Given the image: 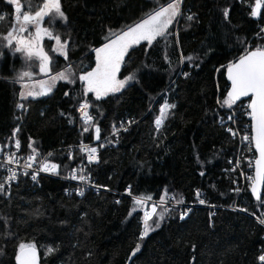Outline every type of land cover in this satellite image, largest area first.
I'll list each match as a JSON object with an SVG mask.
<instances>
[{
    "label": "trees",
    "instance_id": "16d2710c",
    "mask_svg": "<svg viewBox=\"0 0 264 264\" xmlns=\"http://www.w3.org/2000/svg\"><path fill=\"white\" fill-rule=\"evenodd\" d=\"M20 2L34 13L44 0ZM169 2L60 0L64 18H45L44 23L67 42V57L53 51L54 40L46 38L43 45L51 72L70 66L75 80L58 82L47 96L23 98L20 74L37 75L39 61L3 40L15 5L0 0V15L8 17L0 21V147L12 142L17 129L24 152L51 153L49 159L65 173L82 160L77 145L91 141L96 127L107 136L126 126L116 145L110 142L101 150L100 163L86 168L100 190L70 196L67 181L43 175L38 183L21 178L8 194H0V264H17L20 243L35 244L46 264H264L259 260L264 224L258 220L263 219L264 194L257 200L247 188L238 198L233 190V174L224 169L239 146L227 131L233 111L222 103L229 87L227 66L248 46L264 48V38L258 37L263 35L264 1L256 18L250 14L255 0H182L180 17L165 36L151 45L141 42L126 54L119 77L134 74L133 83L97 99L78 78L111 32ZM82 101L94 113L89 126L78 116ZM243 102L233 105L240 125L249 121L245 107L239 108ZM165 103L175 107L167 109L157 127ZM126 186L133 195L155 199L174 195L191 201L199 191L198 197L214 207L196 206L183 219L177 211L159 209L149 221L155 230L141 239L143 203L116 193ZM235 204L239 210L229 207ZM137 244L140 249L132 256ZM50 247L54 251L46 254Z\"/></svg>",
    "mask_w": 264,
    "mask_h": 264
},
{
    "label": "snow or ice",
    "instance_id": "6c2138e0",
    "mask_svg": "<svg viewBox=\"0 0 264 264\" xmlns=\"http://www.w3.org/2000/svg\"><path fill=\"white\" fill-rule=\"evenodd\" d=\"M8 3L14 4L15 15L12 17L11 29L3 36V40L7 42V46L13 47L15 52H22L27 59L38 60L39 70L42 73H48L50 71V58L48 53L44 51L42 46V40L44 36L49 39L55 40L57 47L53 49L55 52H59L67 57L66 46L67 42H61V38L58 35H53L48 29L42 28L40 25L45 18L49 21L60 18H64V13L61 10L60 0H44L39 10L34 11V15L28 10L30 5L27 3L21 4L20 0H7ZM182 0H170L163 7H159L153 10L151 13L146 14V18L140 20L132 26H128L126 30L119 33L111 32V36L114 38L108 39L100 48L94 49L96 54V66L91 71L85 72L79 77L81 81L86 82V92H94L96 98L107 96L109 93L119 92L126 84L135 80V75L131 74L124 79H117V73L120 71L121 64L124 62L126 54L129 53V49L134 45H139L142 41H146L149 45L158 37L165 36L169 26L173 24L175 18L180 14V5ZM262 0H255V5L252 7L251 16L257 17L261 15ZM225 17L228 16V9L224 10ZM8 19L5 15H0V21ZM189 20L193 17L189 16ZM29 25L35 26V33L30 34L29 37L18 35L29 32ZM264 32V29H261ZM186 59L191 60L192 57ZM228 79L231 81V90L227 93V97L223 100V105L231 108L237 101H240L242 97H249L250 103L248 108L250 111L247 113L252 120V135H244L242 139L244 141L254 142L255 148L259 152V157L256 159V176L248 177L252 180V192L256 195V199L260 200L261 196L257 191L256 184L258 182H264V48L257 47L255 50L246 51V53L239 58L238 61L230 63L227 66ZM31 72H22L20 78L30 77ZM51 81L54 83L57 79L67 80L68 76L65 72L58 73L52 76ZM71 82V81H70ZM41 86H44L43 81L39 82ZM52 90L51 85H48L46 91ZM46 94L45 92H28V96H39ZM67 94V93H66ZM25 96V93H21ZM23 108V105H18ZM175 105H168L165 103L161 107V116L155 121L157 127L163 122V116L168 108H173ZM88 104L81 105L83 110L82 115L86 122H90L92 117L87 113ZM229 120L233 117L229 116ZM88 129L85 128V131ZM18 131V130H17ZM97 133V139H99L100 129H95ZM227 131L232 135H237L232 128H228ZM15 135V133H13ZM15 147L20 148V142H15ZM29 147H32L30 144ZM89 152V162L96 159L94 155L97 151L96 148L86 149ZM33 155L29 160H35L36 150L33 148ZM51 155V153H49ZM15 159V154L8 157L7 163L11 164ZM0 167H6V165H0ZM26 167H31V164H27ZM57 165L43 163L41 171L44 172H56ZM10 175L7 177L5 183L15 180L17 173L9 170ZM83 171V169H81ZM72 179H79L84 181L86 176H77L75 170L72 173ZM32 180H37V174L32 175ZM4 190V183H0V191ZM235 191L239 192L237 188ZM131 194V193H129ZM200 192L197 191L196 195L200 196ZM83 195V192L80 193ZM135 203L140 205L145 199L151 200L149 196L136 197ZM161 202L165 201V196L160 197ZM177 204L183 203V199L176 201ZM264 202V201H262ZM200 204H204L203 199L199 200ZM156 205L152 206L150 212L146 211L143 218V230L140 233V238L143 239L151 231H154L152 224L149 223L152 217L156 214ZM131 215V213H130ZM187 215V213H184ZM160 218H163V213L160 214ZM183 219V216H181ZM259 222L264 224V219H260ZM155 228L160 226L158 221H153ZM140 249V245L137 244L136 248L132 252V256H135L136 252ZM54 251L53 248H49L46 254H51ZM17 264H37V248L32 243H20L18 245V252L15 257ZM131 259V257H130ZM261 262H264V255L259 257Z\"/></svg>",
    "mask_w": 264,
    "mask_h": 264
},
{
    "label": "built area",
    "instance_id": "2783aa9c",
    "mask_svg": "<svg viewBox=\"0 0 264 264\" xmlns=\"http://www.w3.org/2000/svg\"><path fill=\"white\" fill-rule=\"evenodd\" d=\"M258 37L264 38V32H263V35H259ZM249 47L250 46H248V51H249ZM185 74L190 75L189 72ZM243 101H244L243 105L241 104L239 108L243 109L242 106H244L246 109V115H247V113L250 111V109L248 108L249 100H243ZM84 103L86 102L83 101L77 106L78 116L81 122L89 126L94 121V113L91 109L90 104L87 103L88 108L86 111L88 115L92 117V120L90 122H86L84 116L82 115L83 110L81 109V105ZM19 105H23V104L20 103ZM235 107L236 106H232L231 108H229V110L232 109L233 111V117H234L233 119H235V121L233 122L232 120L231 122L230 120L229 123H232L233 126H228V128H232L233 131L237 133V135L231 134V138L238 141L239 148H238V152H237L235 159L230 161V167L228 169L225 168L224 170L229 171L233 174L232 175L233 181H234L233 190L235 191V189L237 188L240 189L239 192L235 191L238 194L237 196L239 198L241 195H243V193L246 191L247 188L251 189L252 180L248 179V177L254 178L257 152L255 150L254 142L244 141L242 139V137L246 134L249 136L252 135L251 117L247 115V117L249 118V121L244 122L240 125L238 122V118L236 116V111L238 110V108H235ZM17 109L19 111L23 110V108L21 107H17ZM125 128L126 126L122 125L120 129H117L115 132L107 136H101V134L99 133V139L96 138L97 133L94 129L93 139L91 141H82L77 145V147L81 150L83 154L82 160L78 163V165L74 166L73 168H68L65 173L61 172L60 167L57 163L49 159L48 154L40 155L39 153L36 152L35 160H29L28 158L33 155V151L24 152L22 150V144H21L20 139L17 136V129H16L14 131L15 135H13L12 142L5 148L0 147V165H6V167H0V183H4V190L0 191V194L1 193L8 194L11 191V187L13 186V184L18 182V180L21 178L28 177L34 183H38L40 181V178L43 175L54 176V177H58L62 180L67 181L68 186L66 188V191H67V194H69L70 196L74 194L78 197H81L89 190H94V191L100 190L101 187L97 185L93 177L86 172V168L100 163L101 150L104 149L110 142L116 145L117 138H118V132H120V130H123ZM17 140H19L20 142L19 149L15 147V142ZM90 148L97 149L96 153L94 154L96 156V159L91 162H89L88 160L89 152L86 150ZM69 150L70 151L68 154L71 155L72 154L71 148ZM13 154H15V159L11 164H8L7 163L8 157L12 156ZM43 163H48L49 165H52V164L57 165L58 167L56 169V172L41 171ZM27 164H31V167H26ZM81 169H83V171H81ZM9 170L15 171L17 173L16 179L5 183V181L7 180V177L10 175ZM73 170H75L77 176L84 175L87 177V179L84 181H81L79 179H72L71 177H72ZM33 174H37V180L35 181L32 180ZM81 192H83V195H80ZM116 193L120 196L124 195V196L133 197V198L142 197V196L133 195L131 193L130 186H126L124 190L120 192L117 191ZM144 198H147V197H144ZM179 199L181 198H176L174 195H168L167 197H165V201L163 203L161 202L160 199H155V198H152L151 200L145 199L143 202V216L146 211L148 212L151 211L153 205H156L157 211L159 209H163L165 212L177 211L179 213L180 218L181 216L183 217L186 216L184 215V213L188 214L191 211V209L196 206H205V207L208 206L211 208L214 207L213 205L208 204L205 199L198 197V196L196 197V199L191 200V201H188L186 198L183 197L182 198L183 203L177 204L176 201ZM201 199L205 201L204 204L199 203V200ZM118 200L119 198L117 197L116 201ZM229 207L232 209H236V210L240 209V207L237 204L229 206ZM154 216L152 217V219L154 218ZM262 218L264 219V211L262 212ZM258 220H260V218H258Z\"/></svg>",
    "mask_w": 264,
    "mask_h": 264
},
{
    "label": "rangeland",
    "instance_id": "374dc122",
    "mask_svg": "<svg viewBox=\"0 0 264 264\" xmlns=\"http://www.w3.org/2000/svg\"><path fill=\"white\" fill-rule=\"evenodd\" d=\"M263 1H264V0H262V6H263ZM164 6H165V5H164ZM162 7H163V6H162ZM31 14L34 15V13H31ZM180 14H181V5H180ZM180 14H179L175 19H177V18L179 19ZM257 17H259V16H257ZM257 17H256V18H257ZM144 18H146V16H145ZM144 18H143V19H144ZM44 21H45V20H44ZM44 21H42V23H41L40 26H41L42 28H46V29H48V31H50V32L52 33L51 29L45 26ZM133 25H134V24H133ZM131 26H132V25H131ZM28 27H29V29H30L29 32H25V33H22V34H19V33H18V35H23L24 37H29L30 34H34V33H35V26H34V25H29ZM123 30H126V28L123 29ZM123 30H121V31H123ZM121 31H118V32H116V33H119V32H121ZM52 34H53V33H52ZM46 38H48V37H47V36H44V37H43V40H42V46H43V48H44L43 42H44V40H45ZM111 38H114V37L111 36V37H109L108 39H111ZM108 39H107V40H108ZM107 40H106L105 42H103L101 45H99L98 47H96V48H100L104 43L107 42ZM142 42H144V41H142ZM5 43L7 44L6 41H5ZM134 46H136V45H134ZM134 46H133V47H134ZM56 47H57V45H56L55 40H54V48H56ZM96 48H95V49H96ZM44 51L47 52V51L45 50V48H44ZM58 53H59V52H58ZM60 54H61V53H60ZM93 54H94V61H93V64L90 65V69H89L88 71H91V70H92L93 68H95V66H96V54H95V51H94V50H93ZM62 55H63V54H62ZM48 56H49V54H48ZM49 58H50V56H49ZM122 64H123V63H122ZM122 64H121V66H122ZM87 65H89V64H87ZM87 65H86V66H87ZM91 66H92V67H91ZM38 67H39V64H38ZM49 67H50V71H49L48 73H42V72H40V70H39V73H38L37 75H35L33 72L29 71V72L32 73V75H31L30 77H24L23 79L20 78L19 83H20L21 86H22V92L25 93V96H22L23 98H24V97H25V98H40V97L47 96V95H49V94L53 91V89L55 88V86L57 85L58 82H60V81L70 82V81H74V80H75L76 72H75L74 68H72V67L69 66V67H67V68H65V69H63V70H61V71H59V72L52 73V72H51V63H50V65H49ZM84 67H85V66H84ZM120 69H121V67H120ZM61 72H65V74L68 76V79H67V80L57 79V80L53 83V82L51 81L50 78H51L52 76L57 75L58 73H61ZM85 72H87V71H85ZM85 72L80 73V75L78 76V78H79L81 75H83ZM119 72H120V71H119ZM119 72L117 73V79H124V78H120V77H119ZM41 81L45 82L43 87H42L41 84L39 83V82H41ZM82 82H83V87H84V89H85V91H86V87H87L86 82H84V81H82ZM131 83H133V81H131V82H129L128 84H126V86L130 85ZM48 85H51V88H52V90H51L50 92H47V91H46ZM126 86H125V87H126ZM125 87H124V88H125ZM124 88H123V89H124ZM121 90H122V89H121ZM121 90H120V91H121ZM28 92H45L46 94L39 95V96H28V95H26ZM91 93H93L94 96H96L94 92H91ZM115 93H117V92H115ZM109 94H111V93H109ZM82 102H83V101H82ZM85 102H86V101H85ZM86 103L90 104L89 102H86ZM91 109H92V108H91Z\"/></svg>",
    "mask_w": 264,
    "mask_h": 264
},
{
    "label": "water",
    "instance_id": "95a60500",
    "mask_svg": "<svg viewBox=\"0 0 264 264\" xmlns=\"http://www.w3.org/2000/svg\"><path fill=\"white\" fill-rule=\"evenodd\" d=\"M252 50H255V49H252ZM245 54V53H244ZM243 54V55H244ZM242 55V56H243ZM241 57V56H240ZM239 57V58H240ZM239 58H237L234 62H236V61H238L239 60ZM225 77H226V80H227V82H228V84H229V87H228V90H227V93L231 90V81L228 79V72H227V68H226V70H225ZM243 100H249V103H250V98L249 97H242L241 98V100L240 101H243ZM255 146V145H254ZM255 150H256V152H257V158L259 157V152H258V150L255 148ZM256 176V165H255V171H254V177ZM256 188H257V191H258V193L260 194V196H262L263 194H264V182H258L257 184H256ZM251 189H252V186H251ZM251 192H252V190H251ZM252 195L256 198V195L252 192ZM37 257H38V259H37V264H46V263H44V262H42V260H41V256H40V252H39V250L37 249ZM17 262V261H16Z\"/></svg>",
    "mask_w": 264,
    "mask_h": 264
},
{
    "label": "bare ground",
    "instance_id": "6f19581e",
    "mask_svg": "<svg viewBox=\"0 0 264 264\" xmlns=\"http://www.w3.org/2000/svg\"><path fill=\"white\" fill-rule=\"evenodd\" d=\"M19 105V104H18Z\"/></svg>",
    "mask_w": 264,
    "mask_h": 264
}]
</instances>
